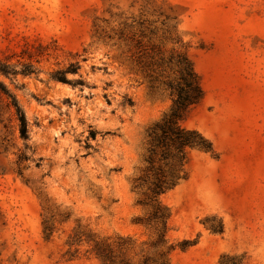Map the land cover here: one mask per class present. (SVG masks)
<instances>
[{"label": "rangeland", "instance_id": "1", "mask_svg": "<svg viewBox=\"0 0 264 264\" xmlns=\"http://www.w3.org/2000/svg\"><path fill=\"white\" fill-rule=\"evenodd\" d=\"M136 40L187 54L204 98L183 125L214 149L162 197L171 264H264V0H0V264H100L78 231L150 239L131 181L173 98L132 62ZM77 63L85 86L54 78Z\"/></svg>", "mask_w": 264, "mask_h": 264}, {"label": "trees", "instance_id": "2", "mask_svg": "<svg viewBox=\"0 0 264 264\" xmlns=\"http://www.w3.org/2000/svg\"><path fill=\"white\" fill-rule=\"evenodd\" d=\"M136 46L137 56L131 58L132 62L146 73L151 88H163L169 92L173 107L162 121L147 131L142 166L131 181L132 190L138 195L136 205L142 210V215L135 219V223L151 234L150 239L137 244L130 236L99 238L79 231L75 234L76 243L89 244L87 252L100 264H171V254L176 250V245L169 238L171 212L162 202V197L187 179L186 166L191 150L214 151L212 144L201 133L183 125L185 116L204 98L200 78L187 54L177 51L168 57L158 51L153 54L149 52L148 46L138 40ZM79 69L78 63L71 64L67 70L58 71L54 78L72 86H85L83 80L70 81L67 78V74H77ZM0 72L10 74L8 67L1 63ZM13 106L19 122L20 137L28 141L30 136L25 113L15 98ZM98 134V131L91 129L89 137L96 140ZM211 230L223 233V225H212ZM44 231L46 238H50L53 228L47 221ZM189 245L190 241H184L180 247L186 249ZM242 259L224 255L221 264H241Z\"/></svg>", "mask_w": 264, "mask_h": 264}]
</instances>
